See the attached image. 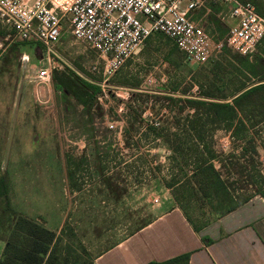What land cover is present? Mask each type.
Returning a JSON list of instances; mask_svg holds the SVG:
<instances>
[{
	"label": "rangeland",
	"instance_id": "rangeland-1",
	"mask_svg": "<svg viewBox=\"0 0 264 264\" xmlns=\"http://www.w3.org/2000/svg\"><path fill=\"white\" fill-rule=\"evenodd\" d=\"M12 37L10 27L0 24L1 56L12 45ZM60 42L63 45H56L60 55L89 73L99 87L91 112H85L82 88L73 82L56 87L52 76L38 82L43 50L21 45L17 65L0 69V133L7 134V119L15 121L10 141L13 163L7 160L4 166L10 170L11 205L60 237V264H91L97 252L163 209L158 203L164 181H171V170H177L175 165L170 169L169 146L149 126L166 127L169 133L178 132L176 139H183L175 122L193 112L186 101L220 100L199 98L195 87L182 91L190 70L210 64L185 61L162 34L147 37L112 75L104 73L103 58L70 31ZM22 53L29 55L25 64ZM172 88L176 92H170ZM255 114L252 118L239 114L242 126L213 129L207 136L208 150L219 155L232 192L221 199L223 204L251 194L259 185L256 172L264 176V122ZM192 185L197 194L183 187L179 192L189 195L194 210L203 209L205 218L213 217L212 197ZM258 228L264 238V219ZM208 239L212 240L201 237L204 244L211 242ZM257 255L258 264H264V252Z\"/></svg>",
	"mask_w": 264,
	"mask_h": 264
},
{
	"label": "trees",
	"instance_id": "trees-1",
	"mask_svg": "<svg viewBox=\"0 0 264 264\" xmlns=\"http://www.w3.org/2000/svg\"><path fill=\"white\" fill-rule=\"evenodd\" d=\"M19 53L18 43L10 45L7 52L0 57V69L7 70L8 66L16 65ZM207 63L210 64L209 67L190 70V81L182 91L195 87L199 98H215L220 102L212 101L211 104H205L200 101L201 99L186 101L193 112L186 113L182 120L177 119L175 122L176 130L183 137L185 136L183 139H176L174 134L178 132L169 133L166 127L164 129L149 126L154 131V135L161 137L172 152L169 159L173 165L170 169L175 165L177 171H172L173 168L172 180L164 183L171 188L172 196L195 230L201 229L212 219L232 210L251 195H245L237 201L231 199L233 202L228 204L222 203L221 199L232 192L226 185V178L223 176L225 166L220 163L219 155L208 150L210 144V141H207L208 134L217 128L227 130L229 127L242 126L243 121L237 118L239 114H248L247 116L252 118L257 112L259 120L264 122V44L259 48L258 53L253 51L250 54H241L223 46L216 57L199 65ZM77 69L83 75L64 67L61 70L53 69L51 76L56 82V87L61 85L68 87L71 81L82 88L81 96L85 98L82 99V103H86V112H89L99 87L90 81L94 79L89 73L79 66ZM57 72L61 73V76L56 75ZM250 79L252 81L247 84ZM225 87L228 90L221 91V88L226 89ZM75 95L80 96V93L75 92ZM229 97H233L231 102L223 101ZM255 176L259 185L258 187L255 185V190L252 192L264 197V176L258 172ZM192 183L196 184L203 195L212 197L210 211L213 212V217L205 218L203 209L194 210L196 207L191 204L189 195L179 192L183 187L184 190L190 189L197 194ZM0 200V239L4 242L0 264H60L58 250L60 237L54 230L34 218L18 213L11 205L10 179L7 172L0 174ZM188 257L189 253H183L171 259L150 261L146 264H187ZM91 264H94L93 261Z\"/></svg>",
	"mask_w": 264,
	"mask_h": 264
},
{
	"label": "built area",
	"instance_id": "built-area-1",
	"mask_svg": "<svg viewBox=\"0 0 264 264\" xmlns=\"http://www.w3.org/2000/svg\"><path fill=\"white\" fill-rule=\"evenodd\" d=\"M205 1L0 0V22L9 26L18 40L45 50L48 63L37 69L38 82L49 80L57 68L68 67L78 73L54 47L65 22L76 39L103 58L107 75H112L154 32L169 37L191 64L216 57L223 46L241 54L252 53L264 36V14L250 2L214 0L230 3V15L236 21L223 39H213L190 16Z\"/></svg>",
	"mask_w": 264,
	"mask_h": 264
},
{
	"label": "crops",
	"instance_id": "crops-1",
	"mask_svg": "<svg viewBox=\"0 0 264 264\" xmlns=\"http://www.w3.org/2000/svg\"><path fill=\"white\" fill-rule=\"evenodd\" d=\"M242 1L250 2L258 12L264 14V0ZM190 16L213 39H223L229 27L236 21L230 15V3L226 1L207 0L202 6L194 9ZM0 24L5 25L1 22ZM68 31L70 28L68 22H65L60 37L54 44L57 51L56 45H63L60 38H66ZM12 32L13 37L10 40L13 43L10 44L18 43L19 49L21 45H38L20 41L14 36L13 30ZM153 34L160 35L162 33L154 32L148 37ZM81 42L88 47L85 42ZM263 44L264 36L257 43L254 53H258ZM42 50L44 63L39 67L48 63L47 54L43 48ZM28 59L29 55L22 53V63L25 64ZM71 64L75 65L74 67L77 69L76 63ZM61 69L63 68L56 70ZM77 71L79 75H83L78 69ZM251 81L252 79L246 83L249 84ZM170 92L174 93L176 90L174 91L172 88ZM89 112H91V108ZM13 119L11 117L6 120L9 127L7 134L0 133V174L7 172L9 179L10 170L5 169L4 165L7 160L12 165L14 158L10 154L12 149L11 135L15 132ZM162 190L164 191L163 199L159 201L158 205L162 206L163 209L157 211L149 220L146 219L117 241L97 252L93 258L94 264H146L150 261L171 259L187 252H191L187 264H258L257 254L260 251L264 252V238L260 235L258 228V222L264 219V197L261 194L252 192L246 201L227 213L212 219L201 229L195 230L177 200L172 196L171 188L165 186L164 183ZM202 236H208L212 239L211 242L204 244L201 241ZM3 246L4 242L0 239V256Z\"/></svg>",
	"mask_w": 264,
	"mask_h": 264
}]
</instances>
